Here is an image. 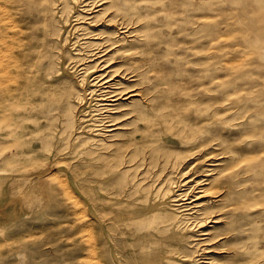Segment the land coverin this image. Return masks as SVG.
I'll return each mask as SVG.
<instances>
[{"label": "rangeland", "instance_id": "rangeland-1", "mask_svg": "<svg viewBox=\"0 0 264 264\" xmlns=\"http://www.w3.org/2000/svg\"><path fill=\"white\" fill-rule=\"evenodd\" d=\"M128 1L125 8L131 6L136 10L130 7L125 11L131 15L139 12L136 18L147 26L146 38L142 29L143 57L137 63L147 71L146 91L155 95L154 103L174 104L183 116L182 124L204 120L208 124L206 149L191 155L190 150L180 147L181 139L173 131H166L161 135L164 146L157 155L133 148L127 158L116 159L104 171L90 162L42 178V171L51 164L49 151L60 143L55 131L57 121L45 115L54 108L61 109L69 116L65 119L68 131L79 128L80 105L72 97L83 93L84 87L79 71H72L66 62L71 57L85 56L91 48L83 45L84 50L77 52L79 47H73L70 39H62L68 14L79 11L80 1L49 0L57 12L45 24L49 36L39 41L46 44V49L39 59V71L32 78L35 93L19 101L23 107L16 111L20 128L8 139V146L3 151L0 149V264H89L96 258L101 264H124L121 240H113L103 216L106 208L132 188L139 196L149 199L153 192L151 185L155 180L162 182L167 174H170L164 184L167 189L178 187L195 195L197 189L193 187L204 185L214 190L222 186L231 189L238 199L235 211L224 202L207 203L211 207L207 211L214 212L218 222L204 223L200 229L213 238L208 241L213 264H264V22L261 15H251L246 0ZM45 4V0L17 3L19 20L28 25L32 38L43 33L44 24L37 21ZM154 7L165 9L167 16H171L166 20L161 18ZM84 25L95 30L89 40L104 36L107 31L115 40L129 39L104 23ZM56 31L60 35L53 36ZM149 51H152L151 60L147 59ZM94 63L91 60L87 65ZM124 81L134 84L128 79ZM51 85L59 89L60 97L40 99V93ZM129 108L140 114L148 113L142 100ZM43 134L49 136L46 146L31 155L33 140ZM88 136L84 134L81 139ZM15 144L16 148L9 146ZM211 144L213 148H209ZM79 150L89 156L90 144H83L76 152ZM168 157L171 160L167 161ZM173 161L178 164L171 173L169 165ZM210 169L226 171L220 177H211L209 185H205L208 181L202 180L208 179ZM39 178L41 181L34 186ZM97 178L101 180L95 182ZM194 181L201 183L196 185ZM180 183L183 185L179 187ZM79 205L84 216L78 213ZM177 235L182 240V253H194L197 248L194 232L178 231Z\"/></svg>", "mask_w": 264, "mask_h": 264}, {"label": "bare ground", "instance_id": "bare-ground-1", "mask_svg": "<svg viewBox=\"0 0 264 264\" xmlns=\"http://www.w3.org/2000/svg\"><path fill=\"white\" fill-rule=\"evenodd\" d=\"M18 1L0 0V149L2 151L8 146L6 143L8 139L20 128L16 111L22 110L23 107L19 101L35 93L32 78L39 71V59L46 49V44L39 41L49 36L45 24L51 22L56 16L54 13L57 12L49 0H45L44 10L37 21V24H44L43 33L32 38L28 25L19 20L21 4L17 7ZM78 1H80L79 11L68 14L62 39H70L73 47H79L76 49L77 52L84 50L83 45L91 47L85 56L71 57L66 62L72 71H79L84 87L83 93L72 97L73 101L80 105V126L74 131L73 129L68 131L69 128L65 127V119L69 116L58 108L48 111L45 115V118L50 117L51 120L57 121L55 131L58 133L60 143L57 142V147L49 151L48 160L51 164L42 171V178H51L70 171L73 165L90 162L94 167L103 170L116 159L127 158L133 148L157 155L159 149L164 146L161 135L166 131H173L181 139L180 147L190 150L191 155L201 154L206 149L208 124L204 120L199 123L189 121L182 124L183 116L179 114L174 104L154 103L155 95H151L145 89L144 76L147 71L137 63L143 57L144 51L142 29L145 31V38L148 35L146 24H141L139 18H136L135 14L139 12L131 15L129 11H125L131 7L125 8L129 3L128 0ZM246 1L247 11L254 16L261 15L260 18L264 22V0ZM131 8L136 10V7ZM140 10L142 13L145 12ZM154 11L159 12L161 18L165 20L171 16L170 14L167 16L168 13L163 8H155ZM98 23H104L108 28L114 27L115 33L119 32L129 39L126 42L121 41L122 39L115 40L107 31L106 35L89 40L95 30H88L84 24ZM56 33L52 35H60L57 31ZM120 42L125 43L126 46H120ZM151 54L152 51L147 53L148 60H151ZM91 60L95 63L92 66L87 65ZM126 79L134 84L125 83ZM42 92L40 99L60 97L59 89L52 85ZM34 97L31 98V102ZM139 100L147 106V114H140L129 108ZM33 117L34 114L31 113V118ZM121 118L127 121L123 122ZM139 121L141 123L136 124ZM84 134L89 136L81 139ZM48 138L47 134H43L42 137L34 139L35 146L31 150V155L44 148ZM86 143L90 144L89 156H84L83 150L76 152ZM15 145L9 146L16 148L17 144ZM212 145L209 148H213ZM166 159L169 161L171 157ZM177 164L173 161L169 165L171 173L174 172ZM208 171V179L202 180L205 183L208 181L205 185H209L211 177L222 176L226 169L217 172L211 169ZM169 175L167 174L162 182L157 183L155 180L151 185L153 192L149 199L145 195L139 196L137 190L132 188L122 195V199L118 198L117 201L114 199L113 205L106 208V214L103 216L107 227L113 233V240H121L123 249L121 248L120 252L124 264H188L185 261L213 264L209 253L212 250L208 244L213 238L205 230L200 229L204 223L218 222L213 215L214 212H209L211 207H207V203L224 202L235 211L238 199L231 189L222 186L214 190L204 185L196 186L193 187L197 189L195 195L189 190L185 191L186 189L181 191L178 187L167 189L164 184L169 179ZM96 180L95 182H99L101 178ZM40 181L41 178L36 179L34 186ZM194 183L198 185L201 182L194 181ZM182 185L183 183H180L179 187ZM77 209L78 213L84 216L82 205ZM79 220L83 219L79 218ZM185 230L194 232L193 241L197 248L192 254H183L181 251L182 240H179L181 238L177 234L178 231ZM199 245L202 247L199 248ZM96 247L97 243L95 252L98 255ZM89 264H101V261L96 258Z\"/></svg>", "mask_w": 264, "mask_h": 264}]
</instances>
